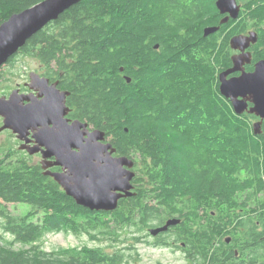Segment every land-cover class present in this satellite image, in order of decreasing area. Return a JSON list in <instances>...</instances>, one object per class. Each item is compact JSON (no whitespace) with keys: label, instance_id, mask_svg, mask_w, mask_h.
I'll return each mask as SVG.
<instances>
[{"label":"trees","instance_id":"16d2710c","mask_svg":"<svg viewBox=\"0 0 264 264\" xmlns=\"http://www.w3.org/2000/svg\"><path fill=\"white\" fill-rule=\"evenodd\" d=\"M40 1L0 0V24ZM215 2L81 0L8 63L21 54L43 66L89 71L85 80L81 74L82 114L111 135L120 154L140 153L132 185L144 181L141 190L153 191L158 205L171 206L185 193L197 200L213 192L228 197L244 187L243 169L261 181L264 140L251 132V116L236 114L221 95V66H212L211 57L247 30L257 33L254 48L264 57V0H241L230 26L222 24ZM211 26L219 30L206 36ZM134 212L132 203L121 213L84 209L30 166L20 149L0 152V264H123L117 253L86 245L46 251L41 239L56 231L104 237L105 228L133 223Z\"/></svg>","mask_w":264,"mask_h":264},{"label":"flooded vegetation","instance_id":"af4514ba","mask_svg":"<svg viewBox=\"0 0 264 264\" xmlns=\"http://www.w3.org/2000/svg\"><path fill=\"white\" fill-rule=\"evenodd\" d=\"M237 2L241 8V0ZM225 16L226 14L220 13V19ZM231 20L228 19L222 24L230 26L233 23ZM249 31L247 30L246 33ZM245 52L249 53V61L244 60L241 66L245 73H252L255 63L264 60V57L255 50L254 43L246 48ZM240 53L239 49L230 46L229 40V46H224L222 52L218 47L215 48L211 57L214 62L212 66H221L218 72L220 73L233 66V56ZM240 73V71L230 72L226 78L238 76ZM81 74H84V80L88 74L91 75L89 71L81 72L79 66H43L40 64L27 69L24 80L15 88L21 94L22 107L33 115L31 123L24 128L22 139H17L14 134L15 139L19 145L23 144L24 148L21 151L28 164L34 166L48 180L55 182L62 191H64L62 185L54 179L53 174L71 177L69 166L79 152V148L73 143V135L76 138L78 131L81 144H84L88 132L95 129L103 131V138L100 140L103 170L104 155L108 152L104 151V143L110 142L112 138L111 135H106L104 139V129L96 127L82 114L83 110L80 109L79 101L82 99L85 83H83ZM249 97L247 94L246 98ZM247 103L250 108L252 103L250 101ZM244 113L251 116V124L259 120L254 113L247 111ZM61 114L62 117H60ZM60 118H63L68 125L80 121L87 123V127H66L64 130L68 133L58 136L55 135L57 128L53 121ZM0 120L1 125V117ZM250 130L255 136L264 140V119L259 133L255 134L252 127ZM262 148L264 149V141ZM111 155L116 157L122 154L115 148ZM130 157L134 161L133 170L136 175L141 155L137 153ZM240 172L238 178L241 184L244 183V187L232 191L228 197L213 192L207 196L208 198L204 199L201 196L202 198L197 200L192 194L185 193L178 199H174L171 206L158 205L159 199L155 198L156 194L153 191L141 190L147 185L144 181H139L134 186V194L120 198L117 207L111 211L104 209L96 211L79 206L104 215L121 213L126 205L133 204L135 210L133 223H122L117 228L104 229L106 235L115 236L113 240L118 244L126 243L124 250L132 253L130 258L123 255V250L118 251L117 257L123 264H144L142 263L144 248L168 252L177 264H264L263 168L260 173L261 181L252 170L243 169ZM147 178L143 176V179ZM68 183L72 184L73 181L69 180ZM147 207L155 208L148 209ZM169 219L176 220V223L170 224L165 230L154 232L164 226ZM129 231H132V234L128 236L131 244L125 242L126 232ZM156 264L165 263L157 261Z\"/></svg>","mask_w":264,"mask_h":264},{"label":"water","instance_id":"95a60500","mask_svg":"<svg viewBox=\"0 0 264 264\" xmlns=\"http://www.w3.org/2000/svg\"><path fill=\"white\" fill-rule=\"evenodd\" d=\"M80 1L42 0L12 14L2 22L0 24V67L6 64L34 34ZM215 5L221 14H226L221 20L222 23L228 19L238 18L240 5L237 0H216ZM217 29V26L206 27L204 34L214 33ZM256 41L257 33L255 31L232 36L230 46L239 49L241 53L233 56V66L218 74L219 91L230 101L234 112L242 114L247 111L259 117V120L253 124L255 134L259 133L264 119V60L255 63L252 73H245L241 65L244 60L249 61V53L245 52V49ZM234 71L241 73L238 76L226 78L228 73ZM247 94H249V98H246ZM21 100L22 97L18 89L12 90L8 96H0V117L2 118L0 132L10 130L19 140L22 139L24 128L33 119L32 113H28L22 107ZM247 101L252 103L250 108H248ZM52 107L54 106L52 105ZM53 123L57 128L55 135L58 136L68 133L64 130L66 127H87V123L80 121L68 125L63 118L57 119ZM87 135L84 144H81L78 131L76 138L73 135V143L79 148V152L69 166L71 177L53 174L54 179L62 185L65 193L72 197L78 205L96 211L101 209L111 211L117 207L120 198L134 194L132 185L135 176L134 161L125 155L113 157L111 153L115 151V148L110 142H107L104 143V151L108 152L104 155L103 170L100 156L102 150L100 140L103 138V131L95 129L88 132ZM105 137L104 131V139ZM23 148V144H20L19 149ZM69 180H72L73 183L69 184ZM174 223L176 220L169 219L164 226L154 232L165 230Z\"/></svg>","mask_w":264,"mask_h":264},{"label":"rangeland","instance_id":"374dc122","mask_svg":"<svg viewBox=\"0 0 264 264\" xmlns=\"http://www.w3.org/2000/svg\"><path fill=\"white\" fill-rule=\"evenodd\" d=\"M39 62L25 55L17 54L11 63H6L0 68V96L8 95L13 89L16 88L18 84H21L24 80V75L27 69L33 68L34 66H39ZM1 123V120H0ZM18 148V141L15 139L14 134L9 130H3L0 132V152L7 148ZM8 208H14L11 204H7ZM132 231L126 232L125 242L131 244V239L128 237ZM7 239L11 238L10 235L2 233ZM96 238H90L87 233L75 234L73 232L67 231H56L49 232L41 239V245L44 250L50 251L59 247H81L86 245L88 247L103 248L104 252L118 253L122 251L123 255L130 257L131 252L124 250L127 246L126 243L118 244L113 240L115 236H108L104 233V237L101 233H95ZM122 236V234H121ZM1 244V243H0ZM18 245H16L17 247ZM142 263L144 264H156L157 261H162L165 264H177L168 252H160L152 248H144L142 250ZM131 258V257H130ZM131 262V261H130Z\"/></svg>","mask_w":264,"mask_h":264}]
</instances>
